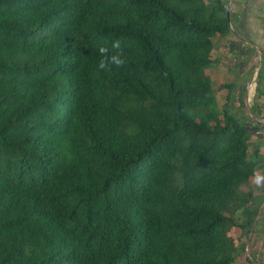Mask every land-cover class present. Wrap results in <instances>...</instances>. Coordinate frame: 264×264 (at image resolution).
<instances>
[{"label": "trees", "instance_id": "trees-1", "mask_svg": "<svg viewBox=\"0 0 264 264\" xmlns=\"http://www.w3.org/2000/svg\"><path fill=\"white\" fill-rule=\"evenodd\" d=\"M228 33L222 0H0V264L234 263L264 161L206 73Z\"/></svg>", "mask_w": 264, "mask_h": 264}, {"label": "rangeland", "instance_id": "rangeland-1", "mask_svg": "<svg viewBox=\"0 0 264 264\" xmlns=\"http://www.w3.org/2000/svg\"><path fill=\"white\" fill-rule=\"evenodd\" d=\"M234 8L235 0H222ZM235 21L233 16H229V21ZM264 23V20L262 21ZM235 36L227 34L224 37L215 38L214 51L212 57L217 62L206 69V73L212 80V89L215 91L218 107L221 109L226 101L227 89L225 85L233 83V97L228 107L239 117H245L248 131L257 133L254 127H259L257 136L251 133L249 137V151L258 146L260 149V158L264 161V78L259 82L257 80L259 72L264 74V47L259 52H253L251 55H238L237 51L231 47V43H238ZM245 46H243L244 48ZM261 61L263 64H261ZM240 63L241 66H238ZM259 87V94L256 91ZM248 87V93L246 88ZM257 105V106H255ZM262 111L257 113L258 109ZM253 110V113L251 112ZM243 119V118H242ZM261 133V134H260ZM264 164V163H263ZM264 176V168L257 169L255 174ZM239 190L247 193L250 190L254 199H258V215L256 216V230L249 237L241 233L237 227L230 229L228 235L234 241L236 246L235 260L233 264H264V183L257 185L255 176L247 184L242 185ZM255 202V201H254ZM239 210L236 212V218L240 219ZM238 222V221H236ZM239 223V222H238ZM252 228H254V226Z\"/></svg>", "mask_w": 264, "mask_h": 264}, {"label": "crops", "instance_id": "crops-1", "mask_svg": "<svg viewBox=\"0 0 264 264\" xmlns=\"http://www.w3.org/2000/svg\"><path fill=\"white\" fill-rule=\"evenodd\" d=\"M230 15L235 21L230 20V33L238 40V43H231V47L238 55H251L259 52L264 47V0H235L234 8H230ZM243 46H245L243 48ZM214 49L211 52L213 54ZM214 58V57H213ZM238 64V63H237ZM238 66H241L239 63ZM258 87V86H257ZM248 87L246 93H248ZM256 89H254L253 94ZM259 129L256 128L254 130Z\"/></svg>", "mask_w": 264, "mask_h": 264}, {"label": "clouds", "instance_id": "clouds-1", "mask_svg": "<svg viewBox=\"0 0 264 264\" xmlns=\"http://www.w3.org/2000/svg\"><path fill=\"white\" fill-rule=\"evenodd\" d=\"M229 6V5H227ZM230 6H229V16L230 15ZM229 20V17H228ZM229 28H232V25H230L229 21ZM113 48L119 49L120 48V42L117 41L113 44ZM99 52L102 56H105V59H102L98 65L100 69H104L108 66L109 63L115 65L116 67H122L126 63V61L122 58V51L120 53L112 54L111 56H107L108 49L105 47H100ZM263 64V63H261ZM255 183L257 185H260L261 183H264V176H261L260 174H255Z\"/></svg>", "mask_w": 264, "mask_h": 264}, {"label": "water", "instance_id": "water-1", "mask_svg": "<svg viewBox=\"0 0 264 264\" xmlns=\"http://www.w3.org/2000/svg\"><path fill=\"white\" fill-rule=\"evenodd\" d=\"M229 17V6H227V18Z\"/></svg>", "mask_w": 264, "mask_h": 264}, {"label": "flooded vegetation", "instance_id": "flooded-vegetation-1", "mask_svg": "<svg viewBox=\"0 0 264 264\" xmlns=\"http://www.w3.org/2000/svg\"><path fill=\"white\" fill-rule=\"evenodd\" d=\"M257 127H254L253 129H256Z\"/></svg>", "mask_w": 264, "mask_h": 264}, {"label": "built area", "instance_id": "built-area-1", "mask_svg": "<svg viewBox=\"0 0 264 264\" xmlns=\"http://www.w3.org/2000/svg\"><path fill=\"white\" fill-rule=\"evenodd\" d=\"M264 53V52H263ZM261 63H263L262 61H261Z\"/></svg>", "mask_w": 264, "mask_h": 264}]
</instances>
